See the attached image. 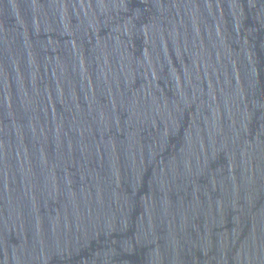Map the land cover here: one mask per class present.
Masks as SVG:
<instances>
[{
	"label": "water",
	"instance_id": "obj_1",
	"mask_svg": "<svg viewBox=\"0 0 264 264\" xmlns=\"http://www.w3.org/2000/svg\"><path fill=\"white\" fill-rule=\"evenodd\" d=\"M0 264H264V0H0Z\"/></svg>",
	"mask_w": 264,
	"mask_h": 264
}]
</instances>
